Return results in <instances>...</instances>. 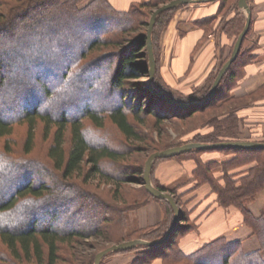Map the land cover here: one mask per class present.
<instances>
[{
	"label": "trees",
	"instance_id": "1",
	"mask_svg": "<svg viewBox=\"0 0 264 264\" xmlns=\"http://www.w3.org/2000/svg\"><path fill=\"white\" fill-rule=\"evenodd\" d=\"M84 1L0 0V143L4 144L0 148V188L6 183L12 190H0V264H95L97 254L112 245L164 239L174 220L173 208L147 192L144 170L123 164L137 160L133 156L142 152L138 143L151 140L140 128L150 118L159 127L168 120L188 124L177 130L178 141L150 146L152 153L189 143L264 142L254 136L242 137L238 115L253 105L257 94L239 99L232 96L245 77L244 68L254 59L252 51L244 47L250 31L215 98L185 108L157 96L148 81L132 83L149 76L148 27L154 11L167 2L134 3L128 11H120L107 0H92L81 7ZM212 2L219 3V10L206 23L223 17L219 27L231 41L230 55L200 90L186 94L165 82L159 46L160 36L181 7L204 3L163 13L153 32L154 86L181 103L206 100L246 25L239 0ZM209 31L207 27L206 33ZM99 98L103 103L97 104ZM108 122L117 130L122 148L106 137H98L96 143L89 137L90 129L104 131ZM22 126L26 136L22 149L16 150L11 137ZM206 126L212 130L201 133L199 129ZM40 136L48 144L45 163L33 154ZM148 143L145 147L149 148ZM211 153L225 159L205 160ZM165 161L195 163L191 180L171 191L180 206L181 221L164 245L119 253L141 251L142 257L133 264H151L156 258L163 264H264V212L257 217L249 207L264 190V149L199 150L157 160L153 183L168 192L155 179L158 164ZM96 180L97 189L104 185L106 189H93L91 183ZM131 183L141 188L128 186ZM186 187L191 188L179 194ZM204 187L217 195L221 207L241 214L242 222L259 240V250L247 254L240 240L226 238L186 250L184 245L197 235L199 226L198 218L191 217L196 207L189 206L196 198H185ZM151 200L163 205L165 218L154 228L141 229L130 215ZM17 218L19 222H15ZM91 240L94 252L77 251Z\"/></svg>",
	"mask_w": 264,
	"mask_h": 264
},
{
	"label": "crops",
	"instance_id": "2",
	"mask_svg": "<svg viewBox=\"0 0 264 264\" xmlns=\"http://www.w3.org/2000/svg\"><path fill=\"white\" fill-rule=\"evenodd\" d=\"M107 1L117 10L128 11L134 3L145 4L153 0ZM249 6L252 10V23L244 47L252 51L254 59L244 68L245 77L234 87L232 96L239 99L257 94L253 105L239 111L238 115L243 138L254 136L264 140V0H250ZM218 10L217 2L181 7L164 29L161 35L160 72L165 82L173 89L187 94L194 88H202L209 75L229 56L231 41L219 27L223 17L211 24L206 23V20L216 17ZM207 27L210 31L206 33ZM204 159L225 158L211 153L205 155ZM194 167L195 163L192 161H165L158 166L155 179L171 193L173 189L191 180ZM190 188L182 189L179 194ZM193 197L196 199L190 202L189 206L196 207L191 217L192 220L198 218L199 230L197 235L185 242L186 250H194L198 244L218 238L240 240L245 250L256 248L258 239L251 236L252 231L242 222L241 214L237 210L221 207L216 201L217 195L211 194L207 187L202 188L200 193L188 195L185 200H192ZM249 206L255 216L262 215L264 190ZM130 216L134 224L141 229H150L163 222L165 212L160 202L151 200ZM114 255L108 264H133L141 254L132 252ZM151 264H163V261L156 258Z\"/></svg>",
	"mask_w": 264,
	"mask_h": 264
},
{
	"label": "water",
	"instance_id": "3",
	"mask_svg": "<svg viewBox=\"0 0 264 264\" xmlns=\"http://www.w3.org/2000/svg\"><path fill=\"white\" fill-rule=\"evenodd\" d=\"M212 1H215V0H172L168 3L163 4L159 8H157L151 17L150 24L148 27V33H147V50H148L149 59H150L149 61L150 79L148 81V85H149V88L157 96L169 101L172 104L182 106L185 108H190V107H194L197 105L211 102L215 98V95L217 93V90L223 78L229 72L232 64L238 58L241 48L243 46L244 40L250 31L251 23H252V10L248 4V0H239V8L246 13L247 21H246L245 28L236 41L231 58L227 61V63L220 70L216 78V81L214 82L211 88V91L205 101L192 102V103H181L175 98H173L172 96H169L165 94L164 92L156 89L154 86V80L157 74V62H156L155 52H154L153 32H154L158 17L169 10H173L183 5L194 4V3H207V2H212ZM215 149L261 150V149H264V142L231 141V142H219V143H214V144L189 143L183 146L170 148V149L155 152L154 154H152L148 158L146 165H145L144 185L149 194H151L154 198H157L159 200L167 201L175 212L173 223L170 229L168 230L166 237L160 241H148V240H143V239H136V240L127 241L121 244L112 245L97 254L95 264H101L102 260L106 256L112 253H119L123 251L133 250L140 246L156 248V247L164 245L168 241V239L175 233L181 221L182 213H181L180 206L176 202L175 197L171 193L160 190L154 185L153 180H152V172H153L155 162L160 159H169V158L180 156L182 154L190 153L193 151L215 150Z\"/></svg>",
	"mask_w": 264,
	"mask_h": 264
},
{
	"label": "rangeland",
	"instance_id": "4",
	"mask_svg": "<svg viewBox=\"0 0 264 264\" xmlns=\"http://www.w3.org/2000/svg\"><path fill=\"white\" fill-rule=\"evenodd\" d=\"M92 0H86V1H84L82 4H81V7H85V6H87V4L89 3V2H91ZM168 3V2H167ZM70 29H72V27H69ZM69 30V29H68ZM70 31V30H69ZM70 34H68L67 36H69ZM161 38H162V36H160V46H159V53L161 52ZM77 45H75L74 44V47H76ZM72 47H73V44H72ZM55 50H57V53H59V48L58 47H55ZM148 51V50H147ZM230 55V54H229ZM149 61H150V59H149ZM157 62V61H156ZM150 70V69H149ZM156 76H157V74H156ZM149 79H150V75L148 76V77H146V78H142V79H139V80H137V81H133L132 83H137V84H140V83H142V82H145V81H149ZM155 79H156V77H155ZM194 89H197V90H200L201 88H194ZM193 90H191L190 92H192ZM96 102H97V104L98 103H103V102H101V100H100V98L99 99H97L96 100ZM44 104H45V102H44ZM105 104H107V103H105ZM144 104H147L146 103V101H144L143 102V105ZM43 106H45V105H43ZM46 107H48V106H46ZM212 115V114H211ZM154 121H155V119H153V118H150L149 119V121H147L148 123V125L146 124V125H143V126H140V128H141V131L142 132H144V134L145 135H147V136H149L148 138H151V140L149 141V143H148V146H149V148L148 147H145V145L147 144L146 142H141V143H138V145H141V148L142 149H140V150H142V152H140V153H136L133 157H137V160H132L131 159V161H129V162H127V163H123L124 164V166H129V167H134V168H141L142 170H145V165H146V162H147V160H148V158L152 155V154H154V153H152V147L153 146H157V145H159V143H161V144H166L167 142H170V143H173V142H176V141H178L179 140V134L177 133V130L179 129V128H181L182 126H185V127H187V123L186 122H183V124L184 125H178L176 122H173V121H165L164 123H163V125L161 126V127H159L160 125H158V126H156L155 125V123H154ZM89 128V127H88ZM159 128V129H158ZM90 129V128H89ZM210 130H212V127H208V126H206V127H201L200 129H199V131L201 132V133H204V132H207V131H210ZM26 127H24V126H22V127H17L16 129H15V132H14V134H13V136L11 137V140H12V142H13V147L16 149V150H20V148L22 149V145H23V142H24V139H25V136H26ZM90 135H89V137L93 140V142L94 143H96V142H98V137H106V139H107V141H110L111 143H113V145L114 146H116L117 148H122L121 147V144H119L118 142V140H119V135H118V133H117V130L115 129V127L110 123V122H108V124H107V129H105L104 131H97V130H95V129H90ZM194 134H196V131L195 132H193V133H191L190 135H188L185 139H184V142H187V141H190L191 139H192V136L194 135ZM118 135V136H117ZM117 136V137H116ZM41 137V136H40ZM39 137V139H38V143H37V146H36V149H35V151H34V158L36 159V160H42L44 163H45V158L47 157V148H48V144L46 143V142H44L43 141V138L41 137L40 138ZM121 138V137H120ZM121 142V141H120ZM153 144V145H152ZM3 143H0V148H2L3 147ZM186 145V144H185ZM150 146H152V147H150ZM183 146V145H182ZM147 148H148V150H147ZM164 151V150H163ZM157 152H159V151H157ZM160 164H161V162L158 164V166H160ZM7 171L6 172H4V174L5 175H7ZM42 174H44V175H46V176H49V175H47V173H44V172H42ZM98 180H96V181H92V183L91 184H93L92 186H93V189H97L96 188V185L98 184V182H97ZM90 184V185H91ZM128 186H132L133 188H141V185L140 184H137V183H131L130 185H128ZM99 189H102V190H104V189H106V186L104 185V186H101V188H99ZM99 189H97V190H99ZM0 190L1 191H3L2 193H4V192H10V191H12L11 189H10V187H9V185H7L6 183H2V186H1V188H0ZM100 191V190H99ZM1 193V192H0ZM252 204V203H251ZM250 204V205H251ZM250 207V206H249ZM20 211V210H19ZM21 212V211H20ZM18 214V213H17ZM87 216H89V217H91L92 216V214H90V215H87ZM18 217V216H17ZM19 220H20V218H17L16 219V221L15 222H19ZM246 226V225H245ZM246 227H248V226H246ZM249 228V227H248ZM250 229V228H249ZM251 230V229H250ZM251 236L253 237V235H252V232H251ZM257 238V237H256ZM254 240H256V239H254ZM238 241V240H237ZM257 241V240H256ZM242 242V241H241ZM258 242H259V240H258ZM258 242L256 243V248L255 249H251L250 250V248L248 249H246L245 250V248L243 247V249H244V251L247 253V254H250V253H253V252H255V251H257V250H259L260 249V242H259V244H258ZM95 242L94 241H86V246L85 245H83V246H79V248H78V252H94L95 250H96V248H94V244ZM258 244V245H257ZM242 246H243V244H242ZM132 252H134L135 254H142V252L141 251H139V250H134V251H131V252H126V253H132ZM79 253V254H80ZM89 254V253H88ZM116 254H121V253H116ZM113 256H115L114 254H111V255H109V256H107V257H105V259H104V264H108V262H111V261H109V260H111L110 258L111 257H113ZM140 257H142L141 255H140Z\"/></svg>",
	"mask_w": 264,
	"mask_h": 264
}]
</instances>
